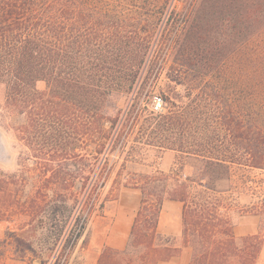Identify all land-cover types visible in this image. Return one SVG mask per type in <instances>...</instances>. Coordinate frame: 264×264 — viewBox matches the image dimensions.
Instances as JSON below:
<instances>
[{"label": "trees", "instance_id": "obj_1", "mask_svg": "<svg viewBox=\"0 0 264 264\" xmlns=\"http://www.w3.org/2000/svg\"><path fill=\"white\" fill-rule=\"evenodd\" d=\"M162 1L0 0V109L24 115L36 175H53L39 222L0 239V264L69 263L135 125L133 141L196 161L199 175L134 173L127 245L97 264H159L188 246L190 264H256L264 238L235 236L216 187L264 171V0ZM163 73L169 106L148 111ZM165 201L183 204L182 246L158 231Z\"/></svg>", "mask_w": 264, "mask_h": 264}, {"label": "rangeland", "instance_id": "obj_2", "mask_svg": "<svg viewBox=\"0 0 264 264\" xmlns=\"http://www.w3.org/2000/svg\"><path fill=\"white\" fill-rule=\"evenodd\" d=\"M166 1L163 0L162 3ZM176 3L179 7L180 3ZM167 85L168 81L163 73L151 89L148 106L144 104L148 111H153L156 97H165L163 91L167 90ZM37 87L45 90L46 83L39 81ZM144 99L142 97L141 100ZM117 103L120 108H124L126 100L118 98ZM168 106V103L164 101V112ZM24 125H26L24 115L0 109V131L12 155L10 164L0 163V179L6 182L0 188V239L4 238L9 228L19 233L22 231L21 228L27 229L30 225L39 222V218L34 216L38 204L36 198L44 192L41 187L51 185L46 180L53 176L36 175L34 170L36 159L32 157L29 143L23 134ZM138 128L139 125H135V133L130 139L126 152L124 154L118 152L112 157L117 163L100 190L99 206L103 204V208L98 206L92 213L86 230L88 240L84 243L86 236L82 238L68 264H95L106 246L114 225L118 223L117 229L120 233L128 229L131 206L136 196L141 200L140 191L125 187L126 181L132 178L134 173H153L161 170L182 176L199 175L200 165L196 161L182 159L174 151H159L157 148L140 145L133 141L137 136ZM126 158L132 162L123 169L122 163ZM231 175L230 181L217 184L216 190L222 191L219 197L230 209L235 220L239 216L256 217L259 220L260 234L264 238V171L242 168L234 170ZM60 176L70 177V175ZM74 176L80 177V175ZM53 189L57 190L56 187ZM50 195H52L51 192ZM34 205L35 209L32 208ZM2 264L21 263L9 254Z\"/></svg>", "mask_w": 264, "mask_h": 264}, {"label": "crops", "instance_id": "obj_3", "mask_svg": "<svg viewBox=\"0 0 264 264\" xmlns=\"http://www.w3.org/2000/svg\"><path fill=\"white\" fill-rule=\"evenodd\" d=\"M140 201L136 196L131 209L132 212L129 216L127 223L128 229L120 233L118 231V223H116L111 231L109 238L106 241V246L122 250L127 245L131 226L133 224L136 213L140 207ZM183 204L177 201H165L162 207L158 231L164 236H171L176 239V245L182 246L183 244V218H182ZM233 231L236 237L241 238L248 235L259 234V220L254 216H239L236 220L228 211ZM105 246V247H106ZM101 254V253H100ZM100 256V255H99ZM193 256V249L191 247H183L179 256L173 257L167 262L159 264H190ZM99 257L95 261L97 264ZM256 264H264V245L262 251L257 259Z\"/></svg>", "mask_w": 264, "mask_h": 264}, {"label": "water", "instance_id": "obj_4", "mask_svg": "<svg viewBox=\"0 0 264 264\" xmlns=\"http://www.w3.org/2000/svg\"><path fill=\"white\" fill-rule=\"evenodd\" d=\"M11 161L12 155L5 144L2 132L0 131V163L8 165Z\"/></svg>", "mask_w": 264, "mask_h": 264}, {"label": "built area", "instance_id": "obj_5", "mask_svg": "<svg viewBox=\"0 0 264 264\" xmlns=\"http://www.w3.org/2000/svg\"><path fill=\"white\" fill-rule=\"evenodd\" d=\"M163 104H164L163 98L156 97L153 104V111L156 113L161 112L164 109Z\"/></svg>", "mask_w": 264, "mask_h": 264}]
</instances>
